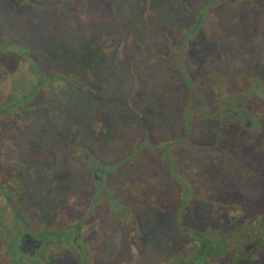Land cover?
Returning a JSON list of instances; mask_svg holds the SVG:
<instances>
[{
  "label": "trees",
  "instance_id": "1",
  "mask_svg": "<svg viewBox=\"0 0 264 264\" xmlns=\"http://www.w3.org/2000/svg\"><path fill=\"white\" fill-rule=\"evenodd\" d=\"M231 13L238 19L218 35L209 62L181 73L177 65L189 58L195 36ZM49 16L67 21L71 35L62 34L60 23L51 27ZM77 17L90 18L87 37L74 36L70 19ZM243 23L250 36L240 31ZM2 57L19 66L0 70V191L11 194L12 208L13 195L27 192L31 209L45 214L53 198L54 244L76 232L88 242L99 224L131 211L133 196L152 203L158 191L147 188L149 166L158 150L162 159L171 154L162 166L177 169L180 203L206 196L210 177L226 183L234 175L264 176V0H0ZM67 90L69 107L57 101ZM166 102L169 110H157ZM33 130L52 155L34 145ZM42 178L45 189L35 185ZM253 197L246 213L228 215L224 224L214 220L215 229L260 228L264 188ZM255 231L259 239L262 230ZM211 235L204 240L195 232L196 250L185 247L188 258L180 264H239L236 246L230 256L223 234ZM249 244L256 254L258 244ZM163 264H178L177 254Z\"/></svg>",
  "mask_w": 264,
  "mask_h": 264
},
{
  "label": "rangeland",
  "instance_id": "2",
  "mask_svg": "<svg viewBox=\"0 0 264 264\" xmlns=\"http://www.w3.org/2000/svg\"><path fill=\"white\" fill-rule=\"evenodd\" d=\"M225 15L227 20L226 22L223 21L222 24L218 25L213 23L210 27L205 26L202 32L195 36L194 41H196V46L193 51L191 50V53H189V58H183L184 63L182 60L181 64L177 65V68L180 72L181 70L187 69L189 72L196 73L197 71H200L198 69L200 64L209 62V58L206 59L205 56H207L208 51L213 53L210 48H213V43L216 44L218 35H221V32H229L231 30V23L234 25L238 19L236 18L238 15L237 13H231L230 19H228V14ZM36 20L37 15L33 14V19L30 22L33 25L31 28H34V23ZM47 20H49L48 23L51 27H55L61 22V19L54 20L51 16H49ZM88 20H90V18L87 17H77L70 19L74 25L72 26L74 28L72 31L74 32V36L76 34V37L79 38H84L85 36L87 37L88 31L90 29V22ZM24 22L27 23L28 21L23 19L21 21L22 27ZM60 25L63 27V30L65 29L62 34L65 37H69L71 35L70 30L72 28L70 30L68 29V22L64 21L60 23ZM249 25L250 24L243 23L239 25V29L241 32L250 36L248 33L250 28ZM27 27L30 29V25ZM234 41H236L238 44H241L242 40L238 35L234 38ZM220 55L222 57L221 53ZM12 59L13 60H11V62L6 57H2L0 59V70L7 73L13 72L16 67L19 66V63L17 65L18 59ZM32 66L34 67V65ZM197 74H200V72ZM69 91L70 90L63 92L62 99L57 100L61 101L66 99L63 106L65 105L69 107L70 104H67V102L69 103V100L73 101ZM57 101L55 100L54 102ZM83 105L85 104L83 103L82 107ZM161 106L162 107L157 108V110L162 111L170 109V103L168 102L161 104ZM149 122L150 120L147 119L145 124L149 125ZM33 134V139L38 137V142H36L34 145H39L38 147L43 150L44 153L46 152L52 155L53 150L50 151V148L46 147L47 143H40L39 133L34 131ZM185 141L186 144H188L186 139ZM54 147L56 146H53L52 149ZM57 148L61 149L63 147L58 146L56 149ZM175 149L176 151L177 149L179 151L182 150L181 148ZM46 153L44 156H47ZM168 155L171 156L170 153L166 154V158H168ZM44 156L42 155L41 157L46 158ZM160 156L161 153L160 150H158V155H156V158L158 159L157 163L149 166V169L152 168L153 172L151 177L152 181L149 182L148 187L144 184L141 187L142 189L147 187L150 188V190L158 191L156 193L158 196L155 197L152 203H138L136 201L137 199L133 196L129 199L131 211H128L125 215H119L118 220L115 218L114 221L107 226H102V224H99L100 226L98 231L100 233L93 234L92 232L91 236H89L90 240L88 242L82 238V235L79 234V232H76L75 235L72 234L73 239H71V241H75L76 239V246L78 245L77 248L71 246V241H68L67 238L63 236V238H66V240L63 239V241L69 243V245L65 247L68 250L65 248H59L57 251H55L53 261H51L49 264H163L165 262L171 261V259L175 257L176 254L178 264H180V260L184 261L188 258V251L185 250V247L188 245H193L194 249L196 250L198 242L194 241L197 238L195 236V232H198L204 240L212 241V236L215 235H211L212 230L217 234H223L226 241L233 240L235 237H237L238 241H240L241 244L243 243V245L248 244L250 240L254 239V242L259 246V250L257 251L258 254H254V258L252 260H245L243 257H240L239 264H264V224H262L260 228L253 227V230H250L244 226L240 227V225H234L231 232H225L224 225H222L223 227H218V229H215L216 227H214L213 224L214 220H218V222L224 224L228 215H238L239 212L246 213L247 206L255 199L253 196L257 190L261 187L264 188V176L262 174H257L255 175V178L251 179L245 178L243 175H234L231 177L232 179L228 180L226 183L222 182L223 180L221 178L218 179L215 177H210L212 181H206L204 183L207 184L204 185L205 190L207 189L206 196L199 197V199H189L188 203L185 201L180 203L177 202V179L174 180L175 177H173L175 173H177V169L174 167L164 168L162 164L167 160L166 158L162 159ZM198 157L200 156H195V158ZM40 161V159L39 161L36 159L34 160V163L38 164ZM139 163H141V161ZM158 176H160L161 180L158 178ZM4 177L5 176L2 178ZM160 181L163 184V187L159 190L158 185ZM2 183H4L6 186L8 185V188L12 187L10 180L7 178L2 180ZM35 185L39 189H45L44 179L42 178L41 181L36 182ZM181 185L185 190V186L183 184ZM14 197L16 204L24 207L25 209H31L32 206L27 199V192L14 195ZM159 198L164 201V204L161 202V200H159ZM144 199L145 198H142V200ZM148 200L149 199L147 198V201ZM47 203L49 206L48 201H46L45 205L47 206ZM5 207L6 206L4 205L3 198L0 194V223L9 225L12 212ZM122 209H124V207H120L119 210ZM257 211L262 213V210ZM29 213V215L34 220H36L38 225L41 222L45 224L46 220L51 221L48 219L49 217H46L45 215L37 218L34 216V213ZM240 215L241 213L238 216ZM119 219L124 220L119 221ZM18 223H21V221ZM255 229H259L260 231L262 230L259 239L257 238L258 235H256ZM13 254L14 255L10 258L13 264H26L22 256L14 253V251ZM223 256H225V254ZM39 257L40 255H38V258ZM251 258L249 257L246 259Z\"/></svg>",
  "mask_w": 264,
  "mask_h": 264
},
{
  "label": "flooded vegetation",
  "instance_id": "3",
  "mask_svg": "<svg viewBox=\"0 0 264 264\" xmlns=\"http://www.w3.org/2000/svg\"><path fill=\"white\" fill-rule=\"evenodd\" d=\"M1 197L3 198L4 205L9 211L12 212L10 224L0 223V264H13L10 260L13 256V251L16 254H19L24 258L26 264H49L53 261V256L55 251L59 248H65L69 243L54 244L53 242V233H54V224H53V203L49 201V206L47 203L46 214L44 209H25L22 206H19L15 203L16 208H12L9 205L7 196H11L9 193L3 191L0 192ZM14 196V195H13ZM30 203V202H29ZM43 212V215L49 217V220H46V223L43 222L36 223L29 214ZM25 223H18L20 221ZM1 221V220H0ZM22 224V225H20ZM224 242V243H223ZM227 242V243H226ZM77 244V243H76ZM235 245L237 251L246 260L247 256L254 255L253 252L255 247L251 244L243 245L240 241L230 240L222 241V247H225V252L233 255L234 250L232 249ZM76 248L78 245H74ZM197 247V246H196ZM68 250L67 248H65ZM79 250V249H78ZM250 253V254H249ZM252 253V254H251ZM38 255L40 257L38 258ZM239 261V260H238ZM21 264V263H20Z\"/></svg>",
  "mask_w": 264,
  "mask_h": 264
}]
</instances>
